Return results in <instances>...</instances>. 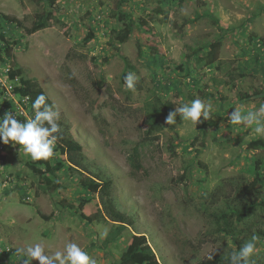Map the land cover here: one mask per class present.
<instances>
[{"label": "rangeland", "instance_id": "obj_1", "mask_svg": "<svg viewBox=\"0 0 264 264\" xmlns=\"http://www.w3.org/2000/svg\"><path fill=\"white\" fill-rule=\"evenodd\" d=\"M121 2L59 0L52 8L30 0H0V14L21 24L11 31L20 41L11 50L12 66L19 65L46 91L59 111L57 123L81 146L66 154L74 171L58 172L62 188L51 194L39 188L36 161L20 153L19 145L0 140V155L5 154L0 160V251H14L5 257L0 253L2 264H22L26 257H17L15 249L36 243L51 254L75 242L96 264H118L124 250L142 236L160 264H214L235 248L228 237L209 233L205 199L227 178L251 179L254 156L264 161V147L254 153L244 149L253 140L264 141V134L228 123L235 108L246 112L264 104V60L256 64L244 53L252 40L264 39V0ZM50 12L49 27L28 35L36 16ZM114 12L129 14L137 23L122 50L137 67L143 90L122 85L124 63L114 31L123 26ZM211 17L229 30L219 55L225 63H216L213 70L205 62L194 63L196 51L219 34ZM89 28L95 37L85 43ZM151 45L158 48L162 64L148 68ZM188 60L195 67L191 78L185 75ZM155 92L173 111L194 99L211 103L215 123L208 134L199 135L202 123L193 127L179 114L176 124L165 119L149 129L144 103ZM239 93L247 101L237 102ZM77 172L113 183L117 209L134 222L115 241H106L115 225L103 213L99 222L84 220L97 208L80 209ZM256 248L251 260H264V240Z\"/></svg>", "mask_w": 264, "mask_h": 264}, {"label": "trees", "instance_id": "obj_2", "mask_svg": "<svg viewBox=\"0 0 264 264\" xmlns=\"http://www.w3.org/2000/svg\"><path fill=\"white\" fill-rule=\"evenodd\" d=\"M32 3L47 4L53 8L59 0H30ZM122 5L127 4L128 0H122ZM113 16L123 26L114 31V40L119 43L118 53L124 63V72L121 77L123 87L125 86L124 78L129 73H134L136 76L135 88L127 89L128 91H140L144 89V81L140 79L137 74V67L130 62L128 57L123 53L122 46L128 42L130 37L135 32L137 23L131 18L129 14L114 12ZM53 13L47 15L41 13L36 16L37 20L33 26L27 29L28 35H33L41 30L49 27ZM198 19V18H197ZM214 22L218 35L212 40L205 42L202 48L195 53V64L205 62V66L210 70L214 69V65L218 63L223 65L225 62L220 61V50L223 45V40L229 30L221 25L220 20L211 17ZM20 22L15 18L4 16L0 14V48L1 59L11 58V50L15 46L20 45L19 39L14 37L13 29L18 26ZM21 25V24H20ZM144 28V26H143ZM145 29V28H144ZM12 31V32H11ZM95 37L93 28H89V32L85 38V43H89ZM253 46L245 54H251L254 63L258 64L264 60V39L252 40ZM150 56L146 66L150 68L153 64H162L158 54V48L151 45ZM207 50L205 54H200ZM143 50L139 45V56L142 57ZM12 61V60H11ZM186 76H192L195 67H191L192 62L187 61ZM264 73V67L260 68ZM9 76L11 78H20L21 86L16 88V93L21 96H29L30 103L28 106L29 115L33 116L31 108L32 102L36 97L43 93L46 95L47 102L52 104L50 98L47 96L42 87L37 81L28 79L24 76V70L19 65H13L10 69ZM235 85V84H234ZM170 86H165V90ZM209 97H212L210 95ZM256 97L257 96L256 94ZM258 99V98H257ZM264 101V97H262ZM247 101V97L239 93L237 102ZM231 110V109H230ZM173 111L171 103L163 101L161 97L155 92L150 94L144 103L145 121L149 129L154 128L165 120L168 114ZM1 114V113H0ZM1 118V116H0ZM215 122L213 120L204 121L199 129V135L205 137L208 134V128ZM59 139L56 142L54 155L48 160H40L34 162L36 177L38 179L39 188L43 192L51 194L56 193L62 184L57 180V173L63 170L74 171V168L69 166L65 161V156L68 152H74L80 149V144L60 126ZM198 137V136H197ZM197 137L195 140H197ZM264 147L263 140H253L246 144V152H255ZM4 150V149H3ZM2 153V152H1ZM5 159L4 152L0 155V160ZM263 159L254 156L252 160V178L243 176L227 178L205 199V216L210 227V234L222 235L228 237L234 249H230L227 255L214 264H230V256L233 252L239 250L241 245L250 240L253 236L259 240H264V163ZM189 173L183 177L188 178ZM77 180L82 187V195L79 198L80 209L96 206V212L92 216H84V220L88 224H93L100 221L101 215H105L111 222L114 223L113 229L110 231L106 241L111 243L118 239L121 234L134 224L132 218L126 213L117 209L115 200L112 195L113 183L111 181L99 182L94 178L87 176L82 172H77ZM103 213V214H102ZM41 217H45L43 214ZM47 218V217H45ZM49 218V217H48ZM47 218V219H48ZM118 264H160L158 258L150 247L147 239L142 236L136 246L126 248L122 253ZM251 264H264L262 259H253Z\"/></svg>", "mask_w": 264, "mask_h": 264}, {"label": "clouds", "instance_id": "obj_3", "mask_svg": "<svg viewBox=\"0 0 264 264\" xmlns=\"http://www.w3.org/2000/svg\"><path fill=\"white\" fill-rule=\"evenodd\" d=\"M136 76L129 73L125 76L124 82L127 89L135 88ZM45 94H39L32 102V117H25V122H19L11 111L0 118V140L3 144L11 145L15 148L19 145V152L29 156L33 161L48 160L54 155V149L58 134L60 133L59 111L54 110L55 106L47 102ZM179 114L183 122L190 123L193 127L210 120L213 114L211 103H205L200 99H194L190 103H184L175 107L167 118L169 125L176 124V117ZM18 116L19 114L16 113ZM264 117V104H261L255 110L242 111L241 108H235L230 114L228 123L232 126L243 125L253 128L255 133L264 134V124L261 118ZM203 118V119H202ZM256 237L244 242L238 251L230 256V264H251V258L257 252ZM17 256L26 257L22 264H33V261H39V264H96L90 255L82 250L75 242L66 244L64 251H55L46 254V249L41 243L17 247L15 249ZM211 259V257H208Z\"/></svg>", "mask_w": 264, "mask_h": 264}, {"label": "built area", "instance_id": "obj_4", "mask_svg": "<svg viewBox=\"0 0 264 264\" xmlns=\"http://www.w3.org/2000/svg\"><path fill=\"white\" fill-rule=\"evenodd\" d=\"M1 46L2 43L0 42V48ZM11 67V60L6 58L3 61L0 52V116L2 118L5 113L11 111L19 122H25L26 116L31 117L28 112L30 98L15 92L16 88L21 86V81L19 77L11 78L9 76ZM16 113L19 115L17 116ZM13 252L10 248L0 251L4 257L11 255ZM0 264H2V261H0Z\"/></svg>", "mask_w": 264, "mask_h": 264}, {"label": "crops", "instance_id": "obj_5", "mask_svg": "<svg viewBox=\"0 0 264 264\" xmlns=\"http://www.w3.org/2000/svg\"><path fill=\"white\" fill-rule=\"evenodd\" d=\"M45 93H46V91H45ZM47 96L50 98V100H51V97L47 94ZM52 101V100H51Z\"/></svg>", "mask_w": 264, "mask_h": 264}]
</instances>
